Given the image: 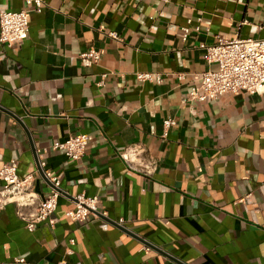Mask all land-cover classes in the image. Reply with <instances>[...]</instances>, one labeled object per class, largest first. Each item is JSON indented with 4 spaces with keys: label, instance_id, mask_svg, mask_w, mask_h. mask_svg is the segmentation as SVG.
I'll return each instance as SVG.
<instances>
[{
    "label": "crops",
    "instance_id": "obj_1",
    "mask_svg": "<svg viewBox=\"0 0 264 264\" xmlns=\"http://www.w3.org/2000/svg\"><path fill=\"white\" fill-rule=\"evenodd\" d=\"M44 2L36 13L0 0L2 12L30 11L28 38L0 43V168L17 160L44 197L45 162L64 195L52 227L28 231L15 205L0 213V264H264V94L190 99L216 69L200 46L264 39V0ZM90 51L100 59L87 67ZM80 134V160L52 149ZM127 146L145 151L133 167ZM150 158L154 173L136 168ZM80 195L100 203L73 222Z\"/></svg>",
    "mask_w": 264,
    "mask_h": 264
},
{
    "label": "built area",
    "instance_id": "obj_2",
    "mask_svg": "<svg viewBox=\"0 0 264 264\" xmlns=\"http://www.w3.org/2000/svg\"><path fill=\"white\" fill-rule=\"evenodd\" d=\"M28 6H34L31 11L41 13L45 5L44 0H26ZM28 10L18 12H2L0 10V43L14 46L23 43L30 32ZM200 27L195 30L199 31ZM190 28H184V39ZM112 36H115L114 34ZM206 53L209 64L216 65V69L209 70L200 75V92L193 89L190 93L191 100H214L225 94L245 92L249 94H264V39H242L235 35L231 39L218 37L215 44L201 45ZM82 63L89 67L100 59V54L95 51L83 53ZM104 78L106 75L103 76ZM139 82L162 83V77L153 73H138ZM103 82L100 83V85ZM175 125L173 119L164 121V129L167 131ZM87 135H76L65 142L53 144L54 151H63L69 159L80 160L88 145ZM144 149L136 146H127L122 153V159L131 167L135 164L134 158L141 157ZM18 161L11 160L0 168V213L9 205H15L18 217L25 222L26 228L34 232L38 225L53 226L57 221L54 214L59 206V199L64 195L61 182L54 173L47 168L45 162L40 161L39 171L48 182L50 193L40 196L35 190V176L29 175L21 178L18 175ZM143 173L151 175L158 168L156 159L143 160L136 167ZM245 201V198L240 200ZM100 201L97 197H85L80 195L74 199V208L66 213L73 222L85 221L97 214ZM26 209L28 210L27 212ZM123 221H119L122 225ZM20 261V260H18Z\"/></svg>",
    "mask_w": 264,
    "mask_h": 264
},
{
    "label": "water",
    "instance_id": "obj_3",
    "mask_svg": "<svg viewBox=\"0 0 264 264\" xmlns=\"http://www.w3.org/2000/svg\"><path fill=\"white\" fill-rule=\"evenodd\" d=\"M48 183V182H47Z\"/></svg>",
    "mask_w": 264,
    "mask_h": 264
}]
</instances>
